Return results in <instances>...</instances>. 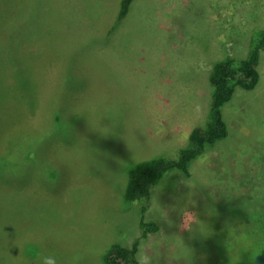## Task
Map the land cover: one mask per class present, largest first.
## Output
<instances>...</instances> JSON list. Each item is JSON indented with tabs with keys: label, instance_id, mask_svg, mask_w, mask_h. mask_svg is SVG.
<instances>
[{
	"label": "rangeland",
	"instance_id": "rangeland-1",
	"mask_svg": "<svg viewBox=\"0 0 264 264\" xmlns=\"http://www.w3.org/2000/svg\"><path fill=\"white\" fill-rule=\"evenodd\" d=\"M120 2L0 0V264H104L134 242L154 264H250L264 236V50L256 86L221 107L226 137L151 189L157 231L141 236L123 194L135 165L175 158L205 126L211 67L246 56L264 0H132L118 19ZM185 206L199 230L179 229Z\"/></svg>",
	"mask_w": 264,
	"mask_h": 264
},
{
	"label": "trees",
	"instance_id": "trees-1",
	"mask_svg": "<svg viewBox=\"0 0 264 264\" xmlns=\"http://www.w3.org/2000/svg\"><path fill=\"white\" fill-rule=\"evenodd\" d=\"M132 0H121L118 19L127 12ZM264 50V28L256 31L248 42V51L243 59L227 58L218 61L211 67L208 75L210 85V99L207 108V118L204 127H195L190 130L187 145L177 151L175 158L159 157L135 165L128 173V180L124 189V199L136 203L139 208L138 227L141 236L157 231V225L152 221H145L148 200L151 189L156 186L163 176L170 170L187 173L188 164L202 155L208 146L221 140L227 135V127L223 121L221 107L228 102L235 88L252 90L258 81L256 70L260 52ZM260 216V217H259ZM262 217V222H261ZM261 230L264 235V215H259ZM253 251L250 264H264V236L260 238ZM138 243L130 247L113 243L108 248L104 264H137Z\"/></svg>",
	"mask_w": 264,
	"mask_h": 264
},
{
	"label": "clouds",
	"instance_id": "clouds-1",
	"mask_svg": "<svg viewBox=\"0 0 264 264\" xmlns=\"http://www.w3.org/2000/svg\"><path fill=\"white\" fill-rule=\"evenodd\" d=\"M193 187H195V185H193L191 188H193ZM189 195L191 196V193ZM152 200L154 201L155 206H156V208L159 211V214L161 216V220H165L171 226L172 222H171V220L168 219V215H167L166 210L159 205L158 199H157V197L155 195L152 196ZM189 203L193 207H195V204H194L193 201H191V199L189 200ZM245 207H246V202H245ZM172 210L175 211L176 209L173 208ZM179 212H180V223H179L178 227H179L180 230L187 231V232L191 233V232H193L194 227L199 230L200 227L204 225L198 219L197 213L189 211L187 206L181 208L179 210ZM160 233L163 235V231L162 230L160 231ZM165 238L170 240V241H174V240L180 241V243L183 246V248L188 253L191 254V250L187 249L183 245V242H182V240H181V238L179 236L173 235L171 237H165ZM40 264H55V259L52 256L45 255V256L41 257ZM137 264H154V259H153V257L151 255L148 254V252H146V251L145 252H140L138 254Z\"/></svg>",
	"mask_w": 264,
	"mask_h": 264
}]
</instances>
